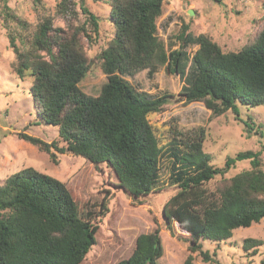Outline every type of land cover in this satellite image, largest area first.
<instances>
[{
  "label": "trees",
  "instance_id": "1",
  "mask_svg": "<svg viewBox=\"0 0 264 264\" xmlns=\"http://www.w3.org/2000/svg\"><path fill=\"white\" fill-rule=\"evenodd\" d=\"M0 1V17L15 58L11 71L20 79L33 80L29 92L35 112L45 124L57 127L65 146L23 132L17 136L48 154L52 162L56 163L54 150L93 165L106 164L132 198L148 196L156 187L163 151L147 115L162 111L174 96L136 92L123 76L143 70L152 74L164 65L168 73L185 75L178 96L184 103L203 102L214 116L230 111L243 124L246 136L255 131L250 117L240 118V108L264 106V27L239 51L223 52L209 36L194 37L183 26L175 35L179 47L166 49L157 36L156 21L167 0H107L114 35L98 55L106 82L99 95L92 97L78 84L90 66L81 39L93 42L92 34L96 37L99 29L97 16L81 2L90 33L84 24L72 25L69 33L56 30L54 18L43 15L35 31L20 39L15 29L26 30V22L8 6V0ZM69 2L61 0L55 15H66ZM194 45L198 48L190 55L186 48ZM204 132L200 128L183 134L175 129L167 149L170 184L176 192L165 202L162 218L172 234L175 224L187 233L189 255L182 264H193L195 253L204 262L211 261L202 241L223 242L233 230L264 219L260 160L264 146L228 156L222 166H215L203 149ZM242 161H249L250 169L224 180L215 191L205 187ZM99 207L98 216H105L106 199ZM95 217V212L81 211L63 182L24 168L0 185V264H81L95 244ZM261 245L257 239L243 240V249H253L252 255ZM162 256L155 228L140 234L132 254L116 264H159Z\"/></svg>",
  "mask_w": 264,
  "mask_h": 264
},
{
  "label": "rangeland",
  "instance_id": "2",
  "mask_svg": "<svg viewBox=\"0 0 264 264\" xmlns=\"http://www.w3.org/2000/svg\"><path fill=\"white\" fill-rule=\"evenodd\" d=\"M60 1L8 0V6L27 24L26 30L15 29V35L27 39L43 15L54 18L56 30L69 33L72 25L84 24L90 33L91 27L86 24L80 9L82 2L97 16L99 29L96 37L92 34V43L87 42V38L81 39L90 66L78 86L84 94L96 97L106 82L98 55L114 35L110 21L111 7L107 0H69L68 13L60 17L55 15ZM188 12L192 13L191 16ZM156 25L157 36L166 49L169 46H173L172 49L179 47L175 35L187 26V32L192 36L207 35L223 52H237L253 42L264 27V0H223L220 5L211 0H167ZM197 48L194 45L186 50L192 55ZM14 60L0 17V185L10 175L31 167L63 182L81 211L95 212L93 223L98 226L95 244L81 264H116L127 259L133 252L136 238L155 228L159 229L163 248L159 264H182L189 255L187 233L175 224L172 234L173 231L165 228L162 218L165 202L176 192L170 184L171 160L167 154L175 129L188 134L203 128V149L211 156L215 166H222L228 156L246 150L259 151L264 146V106L240 108V118L246 120L250 117L255 129L250 136H246L243 124L230 111L214 116L203 102L184 103L178 96L185 85V75L168 73L165 65L152 74L143 70L132 76H123L136 92L151 97L163 94L174 96L162 111L147 115L158 146L163 151L156 187L146 197L132 198L119 187L115 174L106 164L93 165L82 157L53 150L54 163L48 154L18 138L17 134L23 132L44 142L55 141L59 147L65 146L57 127L45 124L36 114L29 92L33 80L28 77L20 79L11 71ZM185 69L186 73L189 63ZM260 160L264 171V151ZM248 169L249 161L238 162L224 176L215 177L205 187L210 192L215 191L221 182ZM103 198L106 199L108 212L99 217V204ZM247 238L262 242L255 255H252L253 249H243V240ZM201 246L202 250L209 252L212 260L204 262L195 253L193 264H260L264 262V219L250 227L233 230L228 240L219 243L202 241Z\"/></svg>",
  "mask_w": 264,
  "mask_h": 264
},
{
  "label": "water",
  "instance_id": "3",
  "mask_svg": "<svg viewBox=\"0 0 264 264\" xmlns=\"http://www.w3.org/2000/svg\"><path fill=\"white\" fill-rule=\"evenodd\" d=\"M191 14H192L191 12H188V15H189V16H191Z\"/></svg>",
  "mask_w": 264,
  "mask_h": 264
}]
</instances>
